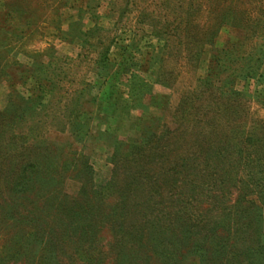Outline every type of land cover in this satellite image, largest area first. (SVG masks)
I'll use <instances>...</instances> for the list:
<instances>
[{
    "label": "rangeland",
    "instance_id": "374dc122",
    "mask_svg": "<svg viewBox=\"0 0 264 264\" xmlns=\"http://www.w3.org/2000/svg\"><path fill=\"white\" fill-rule=\"evenodd\" d=\"M72 254L264 264V0H0V264Z\"/></svg>",
    "mask_w": 264,
    "mask_h": 264
},
{
    "label": "trees",
    "instance_id": "16d2710c",
    "mask_svg": "<svg viewBox=\"0 0 264 264\" xmlns=\"http://www.w3.org/2000/svg\"><path fill=\"white\" fill-rule=\"evenodd\" d=\"M213 34V33H212ZM120 226V230H123V228H121L122 227V225H119ZM246 227H248V225L247 226H245V228ZM139 230V229H138ZM124 231V230H123ZM126 232L128 231L127 229L125 230ZM167 231H169V229L167 230ZM129 232H131V231H128V233ZM129 235V237H131V239H140V240H144L145 238H146V235H144V233L142 232V230L141 231H138V232H136V233H130V234H128ZM33 239H34V236H33ZM48 239H49V237H48ZM53 239V238H52ZM87 239V238H86ZM123 240V238L121 239V241ZM180 241H182V242H185V240L184 239H181ZM42 242H44V244L46 245V244H48V242H50V241H43V240H40V241H37L36 243H35V247H40L39 245H41V243ZM81 242V243H80ZM87 242V245L86 246H84L85 245V243ZM169 241L167 240V242L166 243H168ZM143 244V243H142ZM173 244H175V243H173ZM184 244V243H183ZM183 244H181V245H179V247L177 246L176 248H180V249H182V246H183ZM75 245H76V249L75 250H73V252H75V251H77V252H80V249H83L84 247H86L88 250H90V249H92L93 247H92V244L91 243H89L88 241H86V240H84V242L80 239V240H78L77 242H75ZM230 245L233 247V249L232 248H230V250H232V253H237V252H239V248H236V247H234L235 246V244L233 245V243H230ZM144 246H145V244H144ZM222 246V245H221ZM220 246V247H221ZM46 247V246H45ZM205 248H204V246H203V250H204ZM220 250V249H219ZM243 250V251H242ZM240 252L243 254V253H245V251L246 250H248V252H247V254L246 255H248V253H250L251 251H254V252H258V247H255V246H252V245H248L247 244V247H246V249H245V244L243 245V249H242ZM187 251H189V250H186V252ZM86 252V251H85ZM145 252H146V250H145ZM214 252H217V250H215ZM152 253L153 254H155L156 252L154 251V250H152ZM224 254V252L223 251H221V252H219V254ZM187 254V253H186ZM76 254H74V256H75ZM86 256L84 257V258H80V259H77V261H75V259H74V256H73V254H72V256H73V259H70L71 257H68L67 258V260L69 259V261H65V262H62V264H97V263H95V259H92L91 257L92 256H88L87 254H85ZM153 256L151 253H147L146 252V257H148V256ZM156 255V254H155ZM77 257V256H76ZM217 257V256H216ZM212 258V257H211ZM226 259H225V264H231V262H232V264H233V261L236 259V255L234 256V254H233V256H230V257H225ZM119 259H120V261H119ZM115 260H117L116 261V264H128V262H127V260L123 257V258H119V257H116L115 258ZM52 262L51 263H54V262H56L57 261V259H55V258H53L52 260H51ZM129 264H141V263H139L138 261H135V262H129ZM234 264H240V262H237V263H234ZM247 264V263H246Z\"/></svg>",
    "mask_w": 264,
    "mask_h": 264
}]
</instances>
